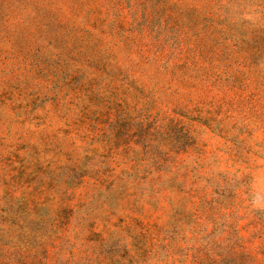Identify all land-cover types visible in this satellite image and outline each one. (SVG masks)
<instances>
[{
    "label": "rangeland",
    "instance_id": "obj_1",
    "mask_svg": "<svg viewBox=\"0 0 264 264\" xmlns=\"http://www.w3.org/2000/svg\"><path fill=\"white\" fill-rule=\"evenodd\" d=\"M0 264H264V0H0Z\"/></svg>",
    "mask_w": 264,
    "mask_h": 264
}]
</instances>
